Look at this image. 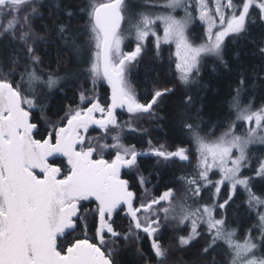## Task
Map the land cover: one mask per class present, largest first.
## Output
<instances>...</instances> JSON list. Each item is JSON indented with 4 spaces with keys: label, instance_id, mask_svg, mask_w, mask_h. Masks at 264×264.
Returning <instances> with one entry per match:
<instances>
[{
    "label": "snow or ice",
    "instance_id": "snow-or-ice-1",
    "mask_svg": "<svg viewBox=\"0 0 264 264\" xmlns=\"http://www.w3.org/2000/svg\"><path fill=\"white\" fill-rule=\"evenodd\" d=\"M163 7L166 11L153 14L134 12L130 0H86L83 6L0 0V264H118L121 243L134 246L138 264H173L177 255L181 264H222L219 256L226 258L224 264H264V196L253 191L254 177L245 175L251 168L249 146L264 145V106H243L245 72L229 102L235 120L215 139L201 136L188 122L196 99L187 93L180 97L178 118L191 134L196 161L179 178L181 196L167 184L153 195L164 180L156 169L191 164L192 149L169 150L149 138L148 148L138 150L121 135L126 128L150 137L139 125L163 120L176 81L186 87L196 83L209 59L214 72L216 65L230 68L229 43L250 44L264 59V0H165ZM84 17V30L73 28L71 21ZM36 20L48 23L35 25ZM197 22L203 26L200 43L190 38ZM257 28L259 38L249 39ZM57 43V61L67 52L85 65L82 73L42 70L40 53L48 55ZM164 45H174L169 66L174 65L176 81L156 73L152 87L139 95L132 77L143 64L147 78ZM252 79L264 81V67ZM101 80L111 90L103 103L96 92ZM65 88L73 91V103L49 119L53 93ZM39 89L49 93L43 100ZM117 109L128 114L124 124ZM244 125L246 134H236ZM90 128L102 130L101 139L110 136L112 143L90 139ZM106 152H114L111 159H105ZM141 158H154L155 164ZM125 169L131 181L122 175ZM255 177L264 180V160L258 161ZM224 189L228 194L221 199ZM241 190L260 231L254 237L249 230L243 241L229 227V210ZM116 217L126 219L127 227ZM168 232L173 235L166 237ZM184 254L194 259L184 261Z\"/></svg>",
    "mask_w": 264,
    "mask_h": 264
},
{
    "label": "trees",
    "instance_id": "trees-1",
    "mask_svg": "<svg viewBox=\"0 0 264 264\" xmlns=\"http://www.w3.org/2000/svg\"><path fill=\"white\" fill-rule=\"evenodd\" d=\"M44 2L46 5H52L55 3V0H44ZM64 2H71L77 6H83L86 0H64ZM41 11L44 13L45 17L49 15L48 7L42 8ZM63 22L68 23V20L65 19ZM47 23V20L34 21L35 25ZM71 24L73 28L82 32L86 24V17L79 19L78 22L76 19H73ZM197 25L198 26H193V29L191 30L194 42H198L203 38V26L199 25V22H197ZM36 31L42 35H48L42 27H37ZM260 32L261 29H254L253 35L249 39H258ZM58 49H60V45L57 43L49 49L48 55H45L43 52L40 53L44 59V65H42L41 68L45 73L58 72L59 75L64 76L66 73L73 71L79 73L83 72L85 65L82 63L78 64L75 59H70L67 52H63L59 57V61H57L56 53ZM127 50H129V48H127L126 51ZM172 52V46H163L162 59L155 62L152 66L154 71H152L147 78L145 77L144 65L142 64L139 67L138 74L132 77L133 86L137 89L139 95H143L146 87L149 89L152 87L151 81L156 73H160L165 79L176 81L174 65H172L171 68L169 66V56ZM237 52L240 53L239 58H236ZM86 57L87 54H85V58ZM226 58L230 65V68L228 69L216 65V71L214 72L212 70L214 67L212 59H209L207 64L202 67L196 83L186 87L180 85L179 82L176 81L175 86L177 87V92L170 98V103L166 111L161 113L164 116L163 120L151 123L145 120L139 125L141 128L148 129L150 137L139 132H130L125 128L123 142L126 145H135L138 150H146L148 148L146 140L149 138L153 141L154 145L159 146L165 144L169 150H174L177 147L194 148L195 146L192 143L191 134L183 128L182 123L178 118V113L183 111L182 108L178 107L180 97L187 93L196 99L197 102L189 113L191 119L188 122L192 123L194 127L197 128L200 135L210 133L211 131L212 133H218L232 122L235 115V112H233L229 106V102L235 94L234 89L237 87L241 72H245L248 77L247 87L242 93L243 105L254 99V105L262 106L264 104V81L252 79L256 72L261 67H264V59L259 56L257 49L250 44L229 43ZM146 79L148 81L147 83H145ZM77 83L79 82L77 81ZM85 86L91 89V81L86 82ZM96 90L100 94L101 102H105L110 95L109 86L101 80L98 82ZM39 92L42 100L49 95L47 89H39ZM73 94V91L68 90L67 88H65L63 92L53 93L54 99L51 101V110L48 112L49 119H57L58 117L52 115V113L61 107H66L68 104L73 103L71 99ZM47 102L48 101L45 100V103ZM62 114L63 113H61V115ZM36 115L38 116L39 114L37 113ZM123 120H125V118L120 115L119 122H123ZM98 132L99 129L90 128L88 136L96 135ZM254 155L255 150L250 153L252 159H254ZM110 158L111 157L108 155V159ZM141 159L144 160L146 164H155L154 158L151 160H147L146 158ZM188 170L189 168L186 167V165L180 166L178 163L167 169H164L162 166L157 168L156 171L163 172L164 180L161 181L160 187L153 192V195H159L162 191L166 190L165 184H167L168 187L176 189L177 197L181 196L183 194V185L179 178L184 173H188ZM129 175H126L124 178L131 181L133 178ZM145 175H147V172H145ZM170 181L176 182L170 183ZM153 183L155 184L156 181L153 180ZM258 191L260 193L259 196H264V180L260 179ZM203 194H205L204 196L207 195V193ZM89 207L94 208L95 204H90ZM122 215L123 214H121V216ZM229 217L231 228L233 227L235 229L240 224L245 223L248 226H251L252 223L257 221L255 213L251 211L250 214L249 209L245 207L243 195L240 193L237 194L235 204H233L232 208L229 210ZM116 221L118 225L127 227L128 221L126 219L116 217ZM234 225L236 226L234 227ZM89 235H91V233H89ZM171 235H173L172 232L166 233V237ZM182 258L184 261H191L194 259V257L188 254H184ZM218 259L224 264L226 258L224 256H219ZM116 260L118 261V264H138L139 262V258L135 255L134 246H124L123 243H121L120 251L116 256ZM172 262L173 264H181V256H174Z\"/></svg>",
    "mask_w": 264,
    "mask_h": 264
},
{
    "label": "rangeland",
    "instance_id": "rangeland-1",
    "mask_svg": "<svg viewBox=\"0 0 264 264\" xmlns=\"http://www.w3.org/2000/svg\"><path fill=\"white\" fill-rule=\"evenodd\" d=\"M130 3L133 5V11L136 12V13L143 12V13L159 14V13H162V12L166 11V9L163 7V5L165 3V0L164 1H162V0H130ZM178 15L179 16H183V12L178 10ZM190 38L193 40L192 35H191V30H190ZM200 42H201V40L198 41V42H195V43H200ZM167 46H169V45H167ZM171 46H172V51L174 52V45H171ZM104 82L106 83V81H104ZM109 91H111L110 90V87H109ZM96 92L98 93L97 90H96ZM98 95L100 96L99 93H98ZM249 102H251L253 104L254 109H258V108L261 107V106L254 105V102H255L254 99L253 100H250ZM249 102L245 103L243 106H247L249 104ZM262 106H264V104ZM121 116L123 118H125V120H123V122L122 121L120 122L121 124L125 123L129 119L128 114L126 112H124L123 110H121ZM234 120H235V115L233 117L232 122ZM118 121H119V119H118ZM229 125L226 128H224L223 130L219 131L218 133L213 132L214 135H213V133L211 131L210 133H207V134H204V135H201V136H204V137H206L208 139H215V138L221 136L224 132H226L228 130V128H229ZM235 131H236V134H238V135H244V134H246V131H247V125H244L243 127H237ZM112 134H114V133H112ZM103 135L104 134H103L102 130H99V132L96 135L89 136V138L90 139H93L94 141H97L98 140L99 143H105V142H107L109 144L112 143V141L110 139V136L107 139V141H105L104 139H101V137H103ZM121 135H122V137L124 136V131L121 133ZM194 148H192L193 159H192V163L191 164H181V163H178V165H180V166L181 165H186V167L189 168V170H188L189 172L192 171V168L194 167V165L196 163V161H195V149ZM253 150H255V155L253 157L254 159H252L251 156H250L251 168L245 170V175L254 177V179L252 181L253 191L257 195H259L260 193L258 191V186H259V183H260V178L259 177H255V169L258 167V161L264 160V145H260V144L250 145L249 146L250 153ZM109 154L111 155V158H112V156L114 155V152L113 153H107L106 152L105 153V159H107V156ZM126 171H129V170L126 169ZM213 179H218V175L217 176H214ZM149 188H150V185H149ZM222 191H223V195H222L221 199H224V198L227 197L228 191H227V189H224ZM239 193L243 195V201H244L245 207H247V204H246L247 195L245 193H243V190H241ZM204 195L205 194H203V196ZM207 198H208V194L206 196H204V202L207 201ZM252 211L255 213V217H256L257 221L255 223H252L251 226H248L247 224L243 223V224H240L239 226H237V228H236V230H237V236H238V238L241 241H243L244 237L249 233V230H251V234L254 237H258L260 235L258 217L256 215V211L255 210H252ZM235 226L236 225H234V227ZM229 227L231 228V222L229 223Z\"/></svg>",
    "mask_w": 264,
    "mask_h": 264
},
{
    "label": "flooded vegetation",
    "instance_id": "flooded-vegetation-1",
    "mask_svg": "<svg viewBox=\"0 0 264 264\" xmlns=\"http://www.w3.org/2000/svg\"><path fill=\"white\" fill-rule=\"evenodd\" d=\"M110 96V95H109ZM121 115V109H119L118 111H117V119H119V116ZM165 145V144H164ZM109 157H111V155L109 154ZM107 159H108V156H107ZM124 173H126V169L125 170H122V175H124ZM126 175H124V177H125ZM130 176V175H129ZM132 177V176H131ZM133 178V177H132ZM163 192V191H162ZM161 192V193H162Z\"/></svg>",
    "mask_w": 264,
    "mask_h": 264
},
{
    "label": "water",
    "instance_id": "water-1",
    "mask_svg": "<svg viewBox=\"0 0 264 264\" xmlns=\"http://www.w3.org/2000/svg\"><path fill=\"white\" fill-rule=\"evenodd\" d=\"M119 109H117V111H118Z\"/></svg>",
    "mask_w": 264,
    "mask_h": 264
}]
</instances>
